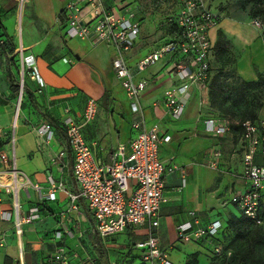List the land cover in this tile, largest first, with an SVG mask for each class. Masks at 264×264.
<instances>
[{"label": "crops", "instance_id": "1", "mask_svg": "<svg viewBox=\"0 0 264 264\" xmlns=\"http://www.w3.org/2000/svg\"><path fill=\"white\" fill-rule=\"evenodd\" d=\"M72 2L80 9V23L94 22L95 11L113 16L132 12L138 34L124 59L132 78L145 81L138 98V114L130 109L112 67L115 47L93 34L85 38L66 36L68 16L73 11L67 6ZM19 3L20 0H0V152L14 160L22 181L13 200L1 188L9 181V172L0 161V264H46L57 247L64 249L69 264H143L133 244L150 231L168 255L171 251L176 258L182 256L180 263L173 264H226L215 251H226L220 244L222 238L209 236L185 242L178 239L176 226L190 222L195 229L220 220L225 230L230 220L240 216L230 198L249 187L242 175L245 146L238 120L211 106L207 84L212 78V46L219 33L233 52V75L246 82L257 80V75L264 72V45L258 30L242 13L222 14L209 7L218 15L216 24L208 29L209 71L204 80L186 81L184 110L174 119L164 105L163 92L184 81L173 73V64L182 62L193 71L195 63L189 57L165 53L142 71L136 70L135 64L174 38L167 30V18L178 8L154 9L144 0ZM25 54L33 55L43 86L22 67ZM21 72L23 86L18 97ZM89 97L96 101V114L81 126V131L94 158L101 163L110 162L119 147L129 152V142L138 132L132 126L137 118L142 119L144 129L157 125L158 135L168 136L160 144L158 156L174 169L164 174L166 200L152 228L144 222L101 237L95 231L86 200L69 196L77 193L78 184L63 119L69 116L81 123ZM207 118L225 125V133L205 132ZM42 123L49 124L52 130V138L47 141L36 132ZM58 184L60 188H56ZM53 188L54 198H47ZM261 193L264 201V187ZM33 207L36 216L25 221ZM2 213L9 217L3 218Z\"/></svg>", "mask_w": 264, "mask_h": 264}, {"label": "built area", "instance_id": "2", "mask_svg": "<svg viewBox=\"0 0 264 264\" xmlns=\"http://www.w3.org/2000/svg\"><path fill=\"white\" fill-rule=\"evenodd\" d=\"M86 1L93 3L97 0ZM67 7L73 8V11L68 16L66 36L85 38L93 34L115 47L116 55L112 59V67L125 91L130 109L138 114V98L145 87V81L132 78L124 59V53L132 47L138 34V24L131 20L132 12L113 16L106 12L95 11L97 19L94 22L80 23L78 17L80 9L75 2L68 4ZM172 20L179 27L178 33L170 42L137 61L135 67L136 70L142 71L165 53L191 58L195 63V69L190 70L182 62L174 63L173 73L184 82L163 92L165 107L171 117L178 119L185 106L183 96L188 87L186 81L204 80L209 68L211 42L208 29L216 24L218 15L206 7L202 0H182V6L168 18V23ZM250 23L256 29L261 27L258 19H251ZM262 41L264 43V35ZM22 67L28 69L31 77L43 86L32 54L22 56ZM22 86L21 72L18 97L21 95ZM96 109V101L89 97L85 103L81 123L75 122L69 116L63 119L66 140L73 154L74 178L78 184L77 193L69 196L71 199L81 197L86 200L94 220L95 231L101 237L122 232L129 226L144 222H148L152 228L157 224L159 208L166 200L163 195L164 174L174 169L166 166L158 156L159 146L168 140V136L160 137L157 133V125L144 129L142 119L137 118L132 122V126L138 132L129 142V152L125 153L124 148L119 147L110 162L101 163L94 158L91 147L81 131V126L94 118ZM240 125L242 128L240 137L245 146L242 155V175L249 187L245 192L232 195L230 202L238 208L241 215L259 223L257 209L260 192L264 187V120H244ZM204 131L220 135L225 133L226 127L213 118H207L204 120ZM36 132L46 141L53 135L47 123L40 124ZM60 155L61 153L58 154ZM255 156L258 157L257 161ZM0 161L8 167L9 172V181L2 184L1 188L16 200V195L22 187L19 171L14 160H9L2 152H0ZM58 187H61L60 184L56 188ZM47 198H54V188L49 191ZM34 211L36 209L31 208L24 220L30 221L34 218L36 216ZM2 215L3 218L9 217L7 213ZM221 228L220 220H213L195 229L190 222H183L176 226V232L178 239L186 242L214 236ZM133 248L138 250L139 260L143 264H173L167 249L159 247L151 231L143 240L135 241ZM215 251L219 252V248ZM46 264H69V257L62 247H57L46 260Z\"/></svg>", "mask_w": 264, "mask_h": 264}, {"label": "trees", "instance_id": "3", "mask_svg": "<svg viewBox=\"0 0 264 264\" xmlns=\"http://www.w3.org/2000/svg\"><path fill=\"white\" fill-rule=\"evenodd\" d=\"M170 16H168L169 18ZM167 18V20H168ZM252 19H258L262 21V18L258 16H252ZM263 22V21H262ZM168 32L176 35L179 31V27L172 20L169 23L167 28ZM221 33L218 34V38L215 42V46L223 45V40H220ZM213 48V46H212ZM209 71V68L206 71V75ZM205 75V77H206ZM215 77V76H214ZM215 78H210V84H207L210 88V96L214 97L212 101H216L220 105L222 102L220 99L215 97V92L213 91L216 87L214 82ZM232 81L227 84V100L231 104L229 107L223 108V112L227 115L233 116L238 120V125L241 128V122L244 120L258 121L255 118V114L259 108L260 102H262L263 97L260 96L262 86H264V76L263 74L257 75L256 81L246 82L239 79L236 76H232ZM249 114L250 117L242 116V114ZM241 115L236 117L235 115ZM257 217L259 223H256L255 220L244 217L240 214L239 217H236L228 222V227L225 230H221L217 233L219 236L214 237L215 239L223 241L220 242L222 248L226 251L218 252L221 262L225 261L226 264H263L264 263V201L263 195L260 192L259 204L257 209ZM228 229V231H226ZM242 230L241 232H238ZM230 232L233 234V237H230ZM209 237V236H206ZM228 237V239H227ZM228 253V254H227ZM223 255H227L225 258ZM223 256L224 258H221ZM139 259V258H138ZM140 262V260H139ZM141 263V262H140ZM100 264H107V262H101Z\"/></svg>", "mask_w": 264, "mask_h": 264}, {"label": "rangeland", "instance_id": "4", "mask_svg": "<svg viewBox=\"0 0 264 264\" xmlns=\"http://www.w3.org/2000/svg\"><path fill=\"white\" fill-rule=\"evenodd\" d=\"M206 7H210L212 9H217L222 14L225 13V11H230L233 13H242L244 14L249 21L252 19V16H258L259 18H262V21L260 20L261 27L258 30L259 35L262 39V36L264 35V0H202ZM19 2V0H18ZM20 5L24 2V0H20ZM144 4L153 7L154 9H157L159 7H166L168 9H174V8H180L182 6V0H144ZM164 4V5H163ZM114 13H117V9H114ZM262 32V33H261ZM220 40H223V45L219 46L217 48L213 44L212 48V67H211V75L212 79L215 78L214 82L216 83V87L213 90L215 93V97L217 99H220L222 102V105L217 103L216 101H213L211 105L213 108L218 109L220 111H223V108L229 107L231 104L227 100V84L231 82V78L234 74L231 64L234 60L233 52L228 45V41H226L225 37L220 35ZM264 45V43H263ZM264 76V72H262ZM215 76V77H214ZM211 82V81H210ZM210 84V83H209ZM263 90L259 91L261 92L260 96L263 97L262 102H260L259 108L255 114V118L258 120H264V86H262ZM214 97L210 96V99H213ZM235 115V114H234ZM245 115V117H250L249 114H242V116ZM236 116V115H235ZM241 115H237L236 117H240ZM237 215H240V212H238ZM242 230L238 231L241 232ZM169 259L174 263L175 261L177 263H180L179 261H182V256L179 255L174 256V253L169 251ZM175 262V263H176Z\"/></svg>", "mask_w": 264, "mask_h": 264}, {"label": "bare ground", "instance_id": "5", "mask_svg": "<svg viewBox=\"0 0 264 264\" xmlns=\"http://www.w3.org/2000/svg\"><path fill=\"white\" fill-rule=\"evenodd\" d=\"M22 11V10H21ZM23 19V18H22ZM229 21V20H228ZM21 22V21H20ZM17 23V22H16ZM261 65V64H260Z\"/></svg>", "mask_w": 264, "mask_h": 264}]
</instances>
